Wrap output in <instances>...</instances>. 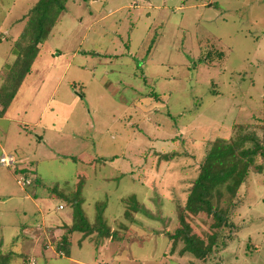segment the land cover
<instances>
[{
  "label": "rangeland",
  "instance_id": "rangeland-1",
  "mask_svg": "<svg viewBox=\"0 0 264 264\" xmlns=\"http://www.w3.org/2000/svg\"><path fill=\"white\" fill-rule=\"evenodd\" d=\"M35 2L0 0V85ZM232 123L264 126V0H67L0 115V155L14 159L0 164V238L24 253L11 264H264V172L248 174L240 230L206 262L166 243L208 141ZM27 171L40 183L20 186ZM75 189L87 219L100 212L118 237L68 235L72 208L48 194ZM42 215L57 224L20 235ZM194 224L211 231L204 215Z\"/></svg>",
  "mask_w": 264,
  "mask_h": 264
},
{
  "label": "trees",
  "instance_id": "trees-1",
  "mask_svg": "<svg viewBox=\"0 0 264 264\" xmlns=\"http://www.w3.org/2000/svg\"><path fill=\"white\" fill-rule=\"evenodd\" d=\"M66 2L67 0H36L29 10L25 25L12 48L15 59L6 66V73L0 85V115L6 111L26 75L30 73L39 45L46 39L58 16L64 11ZM9 84L12 86L8 89ZM249 125L232 123L231 134L228 138L219 137L208 141L198 174L191 180L184 202H175L173 219L175 226L171 230H165L167 233L166 243L168 246L171 245L170 253L180 243L181 247L178 250L180 255L190 253L198 261L204 263L219 247H226L227 242L239 232L240 226L233 221L232 215L240 204L241 187L247 181L250 172H264V164H258V161L260 159L262 161L264 157V138L260 136V133L264 131V126L261 123L260 125L255 124L253 130H249ZM28 172L30 171L23 175L30 178V185L33 180L40 183L36 174L32 180L28 176ZM71 193L72 196H70ZM71 193L50 191L48 194L60 196L62 201L72 208L71 222L63 224L68 235L79 233L85 239L95 234L93 241L96 246L101 243L102 239L109 238L110 240L114 236L118 237L117 232L110 231L109 225L100 212L97 213L96 222L89 221L82 209L80 198H78V190L75 189ZM130 197L133 199L134 194H129ZM124 203L126 205V202ZM64 205L62 206L64 207ZM123 214L128 217L127 232L132 234L133 229L127 226L133 224L135 218L129 217L127 205ZM151 214L153 215V213ZM203 215L209 220L211 231L208 234H204L194 224L196 219ZM166 220H168L167 222L172 221L168 218ZM66 236L67 234L61 236L60 242L56 244V250L61 253L58 255L69 257L70 248L66 247L68 245ZM128 239L130 240V238ZM90 240L92 241V238ZM125 244V242L122 243L121 247H124ZM5 246V241L0 238V264H11L14 258L24 255L21 251L22 255L12 248H5ZM42 250L45 251L46 248L42 246ZM55 257L54 254L52 258ZM19 259L21 260L19 264H28V258Z\"/></svg>",
  "mask_w": 264,
  "mask_h": 264
},
{
  "label": "crops",
  "instance_id": "crops-1",
  "mask_svg": "<svg viewBox=\"0 0 264 264\" xmlns=\"http://www.w3.org/2000/svg\"><path fill=\"white\" fill-rule=\"evenodd\" d=\"M12 53H13V52H12ZM12 55H13V58H12L11 62H7V63H5V66H8V65H9L10 63H12L13 60L15 59V54H12ZM36 57H37V56H36ZM32 65H33V64H32ZM30 71H31V70H30ZM0 74H1V72H0ZM27 75H28V74H27ZM27 75H26V76H27ZM25 78H26V77H25ZM23 81H24V80H23ZM17 92H18V91H17ZM11 102H12V101H11ZM10 104H11V103H10ZM10 104H9V106L7 107V109H6L5 112H7V110L9 109ZM0 108H1V107H0ZM5 112H4V113H5ZM39 138H41V137H39ZM40 140H41V139H40ZM2 155H6V154L2 152L1 155H0V157H1ZM20 186H23V185H20ZM28 198H29V197H28ZM121 200H122V199H121ZM33 201H34V200H33ZM34 204H35V203H34ZM60 204H61V203H59V204L56 206V208H55L56 211H57V210H59V211H60V210H64V207H63L62 209H59V205H60ZM39 211H40V212H43V210H39ZM42 218H43V222H44V223L38 225L37 227H34L33 229H31V228L28 229V228H26V226L23 225V226L21 227V233H20V235H21V234H22V235H23V234H27V233L30 232V233H29V234H31L30 237H33V238H35V240H36V239H38V238L40 237V236H39V237H37V236L35 237V236H34L35 233L38 235V232H37V231H39V232H40V231H43V230L45 229V226H46V225H56V224H57V221L55 220V218L48 217V219L51 218L53 221H49V220H48L47 223H45V218H46V217H44V216L42 215ZM63 220H64V219H63ZM64 221H65V220H64ZM68 221H69V220H68ZM68 221H65V223H67ZM67 224H68V223H67ZM61 225H62V224H61ZM57 231H59V230H57ZM60 231H61V230H60ZM41 234H43V233L40 232V235H41ZM28 240L30 241V239H28ZM35 240H34V241H35ZM29 258H32V257H29ZM29 258H28V259H29Z\"/></svg>",
  "mask_w": 264,
  "mask_h": 264
},
{
  "label": "built area",
  "instance_id": "built-area-1",
  "mask_svg": "<svg viewBox=\"0 0 264 264\" xmlns=\"http://www.w3.org/2000/svg\"><path fill=\"white\" fill-rule=\"evenodd\" d=\"M14 163V159L11 155H2L0 157V164L3 166H11ZM19 185L29 184V180L25 179L23 177L20 178V180L17 181ZM63 206L59 205V209H62ZM28 264H36L35 258H29Z\"/></svg>",
  "mask_w": 264,
  "mask_h": 264
},
{
  "label": "bare ground",
  "instance_id": "bare-ground-1",
  "mask_svg": "<svg viewBox=\"0 0 264 264\" xmlns=\"http://www.w3.org/2000/svg\"><path fill=\"white\" fill-rule=\"evenodd\" d=\"M205 71V70H204Z\"/></svg>",
  "mask_w": 264,
  "mask_h": 264
}]
</instances>
